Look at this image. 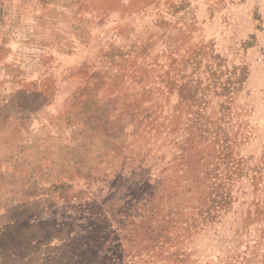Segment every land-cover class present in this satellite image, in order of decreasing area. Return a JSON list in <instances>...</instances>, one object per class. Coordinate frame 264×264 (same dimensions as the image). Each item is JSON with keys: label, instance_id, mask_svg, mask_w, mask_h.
Listing matches in <instances>:
<instances>
[{"label": "rangeland", "instance_id": "obj_1", "mask_svg": "<svg viewBox=\"0 0 264 264\" xmlns=\"http://www.w3.org/2000/svg\"><path fill=\"white\" fill-rule=\"evenodd\" d=\"M0 264H264V0H0Z\"/></svg>", "mask_w": 264, "mask_h": 264}]
</instances>
